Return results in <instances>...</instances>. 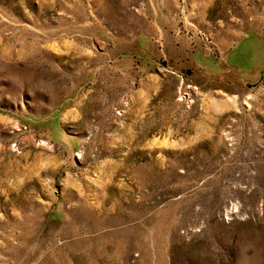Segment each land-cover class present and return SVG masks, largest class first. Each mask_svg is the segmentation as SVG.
Here are the masks:
<instances>
[{
	"label": "rangeland",
	"instance_id": "rangeland-1",
	"mask_svg": "<svg viewBox=\"0 0 264 264\" xmlns=\"http://www.w3.org/2000/svg\"><path fill=\"white\" fill-rule=\"evenodd\" d=\"M0 264H264V0H0Z\"/></svg>",
	"mask_w": 264,
	"mask_h": 264
},
{
	"label": "crops",
	"instance_id": "crops-1",
	"mask_svg": "<svg viewBox=\"0 0 264 264\" xmlns=\"http://www.w3.org/2000/svg\"><path fill=\"white\" fill-rule=\"evenodd\" d=\"M156 34H157V33H156ZM146 35L148 36V34H147V30H146ZM188 39H189V38L186 37V36H181V37H178V38L175 39V40H176V43L179 44L177 53H178L180 56H182V55H188L189 52H190V49H189L190 45L187 44V43H189V40H188ZM183 40L186 41L185 45L187 44V46H185V45L183 44V42H182ZM150 43H151V42H150ZM180 43H181V45H182L181 47H180ZM186 48H187L188 51L185 50ZM178 54H177V55H178ZM179 62L183 64V62H187V61H186V60H181V59H180Z\"/></svg>",
	"mask_w": 264,
	"mask_h": 264
},
{
	"label": "built area",
	"instance_id": "built-area-1",
	"mask_svg": "<svg viewBox=\"0 0 264 264\" xmlns=\"http://www.w3.org/2000/svg\"><path fill=\"white\" fill-rule=\"evenodd\" d=\"M183 94H187L186 92H184ZM188 95V94H187ZM187 95H182V94H179L180 97H178L179 100H181V96H187Z\"/></svg>",
	"mask_w": 264,
	"mask_h": 264
}]
</instances>
